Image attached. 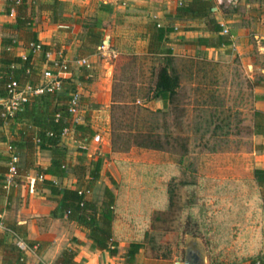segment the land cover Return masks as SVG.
Wrapping results in <instances>:
<instances>
[{"label": "rangeland", "instance_id": "obj_1", "mask_svg": "<svg viewBox=\"0 0 264 264\" xmlns=\"http://www.w3.org/2000/svg\"><path fill=\"white\" fill-rule=\"evenodd\" d=\"M6 37L10 43L14 39ZM104 45L107 48L108 43ZM99 55L109 62L106 70H114L111 93L110 83L100 78L97 69L84 64L70 62L71 76L64 80L62 93L81 95L79 122L101 134L99 142L92 138L84 143L69 129L64 146L68 154L71 151L70 165L84 155L87 159L82 161L87 163L89 154L103 156L107 167L116 166L112 185L125 203L140 199L141 187L167 192L168 208L153 210L145 238L146 255L157 262L182 260L190 234L203 239L212 264L214 260L241 264L250 259L246 255L253 251L250 233L260 229L256 228L258 211L264 200V189L254 176L257 163L264 161V135L255 132L254 86L264 83V72L246 69L238 54H231L230 62L224 63L173 59L182 85L166 104L160 97L153 98L161 66L158 60ZM257 59L264 67V56ZM192 69L202 76L193 77ZM37 73L40 78L41 69ZM78 119L72 116L73 123ZM153 140L164 147L139 146ZM192 177L196 184H190ZM242 249L244 255L238 253Z\"/></svg>", "mask_w": 264, "mask_h": 264}, {"label": "crops", "instance_id": "obj_2", "mask_svg": "<svg viewBox=\"0 0 264 264\" xmlns=\"http://www.w3.org/2000/svg\"><path fill=\"white\" fill-rule=\"evenodd\" d=\"M194 1L18 0L12 7L9 0H0V52L7 48L15 55L25 58L29 53L30 40L37 36L40 43L51 46L48 59L46 56L45 58L41 56V51L35 53V64L40 66L42 72L48 68L57 71L53 60L62 57L73 65L84 64L81 65L84 68H96L100 78L105 79L108 85L110 83L108 86L110 93L114 70L112 68L106 70L109 62L107 58H101L99 53L117 58L125 55L132 59L138 56L140 59L143 56L158 60L161 64L167 57H172V60L189 58L194 63H199L205 58L214 63H224L230 62L231 54H238L242 57L246 69L251 67L256 73L259 70L264 72V67L257 64V57L264 56V0H209L212 3V15L223 27L222 32L213 30V26L206 18L198 17L194 12L181 10L183 6H188ZM8 7H12L9 13L6 12ZM20 10L30 21L16 29L14 25ZM159 28L172 30L165 34L160 49L156 52L151 44ZM89 30L100 33L103 40L102 44L95 47L94 53L84 57L86 61L83 62L78 56ZM219 34L229 35L231 43L210 47L194 42L201 37H216ZM6 36L14 38L12 40L14 46L10 43L11 39ZM105 38H108V41L105 42ZM107 43L106 48L104 44ZM168 49H171L172 53H168ZM191 72L193 77L202 76V72L197 69H192ZM247 73L250 76L246 70ZM67 75L71 76V71ZM254 92L255 110L264 111L263 81L254 86ZM1 109L3 108L0 104V111ZM35 130L37 129L31 119L19 117L3 120L0 116V219L2 222L0 237L6 236L8 242H17L20 238L26 241L28 245L25 251L26 264H54L67 248L77 251V264H128L126 252L131 242L142 240L150 233L149 224H152L151 215L154 208L150 207V203L142 206L138 197L130 198L126 203L122 201L121 195L118 196L112 185L117 178L116 166L107 167L104 159L101 177L96 182L92 194L96 199L97 193L102 189L100 200L96 199L100 203L106 187L117 196L113 231L119 241V251L117 255H111L108 250L95 248L85 228L69 220L67 216H53V210L58 203L52 198L50 189L42 186V179L37 169L50 165L52 152L41 150L36 146L28 153L23 146L24 136L32 135ZM67 137L68 135L62 137V145ZM70 152L68 154L67 151L68 164L72 157ZM13 154H18L20 158L19 174L11 177L8 187L5 188L2 175L6 173L2 170L9 167ZM99 156L101 155L95 157L89 154L90 161ZM256 167L264 168V161L258 162ZM108 170L110 175L105 176ZM44 177L57 181L63 187L75 188L79 185L77 177L71 172L65 177H54L50 174ZM260 207L258 211L260 225L256 227L260 229L258 233L254 231L255 229H251L253 232L250 233L253 251L246 254L251 256L250 259L247 258L241 264H264V200ZM10 224L18 227V233L7 226ZM147 251L145 242L133 264H168L169 259L157 262V259L154 260L153 257L146 255ZM238 253L244 255L245 251L242 249ZM8 255L11 256L9 251L0 247V264H4V259Z\"/></svg>", "mask_w": 264, "mask_h": 264}, {"label": "trees", "instance_id": "obj_3", "mask_svg": "<svg viewBox=\"0 0 264 264\" xmlns=\"http://www.w3.org/2000/svg\"><path fill=\"white\" fill-rule=\"evenodd\" d=\"M17 1L18 0H9V4L14 7ZM12 7L6 8V12H11ZM181 10L184 12H194L196 16L206 18L207 22L213 26V30L216 32H222L223 27L212 15L211 1L195 0L190 5L183 6ZM29 21L30 19L20 10L14 27L19 29L25 26ZM171 30L172 29L165 30L159 28L151 44V47L154 50H157L156 52L160 49L159 46L163 41L165 34ZM102 40L103 37L100 33L94 30H89L85 43L80 47L78 59H83L85 56L94 53L95 47L102 44ZM31 42L40 43L37 36H34L30 40L28 45L29 53L26 58L15 55L7 48L1 52L0 97L6 98L8 96V86L13 80H18L21 83L27 81L37 82L39 80V78H37V72L40 70V66L35 64L34 59L36 56V50L34 47L30 46ZM194 42L197 44H205L210 47H220L222 45L230 44L231 39H229V35L219 34L216 37H201ZM11 45L14 46L15 43L11 42ZM50 50V45L42 44L41 56L45 58L46 53ZM167 52L172 53V50L168 49ZM172 61V57H167L164 63L159 67L155 83V91L153 93V98L160 97L165 103L169 97H172L177 93V90L180 87V77L172 67ZM17 65H20V67H17ZM71 97L72 94L62 93V91L36 95L25 104L23 111L18 112L14 116H4V111L1 109L0 116L3 120L19 117L31 119L37 130H35L32 135H25L22 139L26 152H31L36 146L41 150L52 152L50 165L47 167H38L37 169L39 170L40 176H43L42 186L50 189L52 198L58 203L57 207L53 210V216H67L69 220L77 222L81 227L88 231L89 237L92 239L95 248L99 250H108L111 255H117L119 251V241L115 238L113 231L117 196L109 187L105 188L101 203L94 199L92 194L96 182L101 177L104 158L99 156L87 163L82 161L86 158L84 155V157H80V161L77 164L72 166L67 163V149L61 144L66 129H74L77 139L84 143H88L96 134L92 125L72 122L73 115L69 110ZM255 116V132L258 134H264V111L257 110ZM139 146L162 149L164 144L160 141L153 140L150 143L142 141L139 143ZM25 167H27V164ZM19 168L17 174H19ZM8 170L9 167L2 170L6 173V175H2L4 180L7 179ZM70 170L78 179L79 185L75 188L63 187L57 181L44 177L46 174H50L54 177H65L71 172ZM254 176L258 185L264 189V168L256 167L254 170ZM196 183V177H192V179H190V184L192 185ZM147 188L140 191L141 196L139 198L141 199L142 206L145 205V203H150V207H153L154 209L160 211L167 209L169 205V196L167 192L165 191V193L161 190L158 191L156 188H151L150 192H148L146 190ZM145 207L143 208L148 211ZM7 226L15 233H18L17 226L11 224ZM147 236L148 235H146V237ZM145 238L131 242L130 248L126 252L128 264H133L135 262L137 254L145 245ZM0 247L9 251V254L11 255H8L4 259V264H26L25 252L18 247L16 241L8 242L6 236L0 237ZM76 255V250L67 248L61 253L54 264H77ZM213 264L225 263L214 260Z\"/></svg>", "mask_w": 264, "mask_h": 264}, {"label": "built area", "instance_id": "obj_4", "mask_svg": "<svg viewBox=\"0 0 264 264\" xmlns=\"http://www.w3.org/2000/svg\"><path fill=\"white\" fill-rule=\"evenodd\" d=\"M30 46L34 47L36 51L42 50V43L31 42ZM49 55L50 52L48 51L45 55L47 59ZM81 61L85 62L86 60L83 58ZM53 65L57 71H53L51 68L45 69L37 82L27 81L25 83H21L18 80L10 82L8 86V96L0 103L4 111V116H14L18 112L23 111L25 104L29 102L33 96L63 91L65 87L64 80L68 76L67 74L69 72V62L60 57L59 59L53 60ZM80 99L81 95L78 91L74 92L70 99L69 110L76 119L79 117L78 105L80 103ZM77 121L79 122V119ZM68 131L69 129H66L64 131V135H66ZM93 140L99 142L101 140V134L96 133ZM19 160L20 158L18 154H13L11 156L7 179L4 181L5 188L8 187V181H10L11 177H14L17 174ZM40 179H43V176H40ZM0 224H2L1 219ZM16 243L22 251L25 252L27 250L28 245L23 238L18 239Z\"/></svg>", "mask_w": 264, "mask_h": 264}, {"label": "water", "instance_id": "obj_5", "mask_svg": "<svg viewBox=\"0 0 264 264\" xmlns=\"http://www.w3.org/2000/svg\"><path fill=\"white\" fill-rule=\"evenodd\" d=\"M108 38H105V42ZM4 98L0 97V103ZM184 257L175 264H212L207 247L200 236L187 235L184 247Z\"/></svg>", "mask_w": 264, "mask_h": 264}]
</instances>
